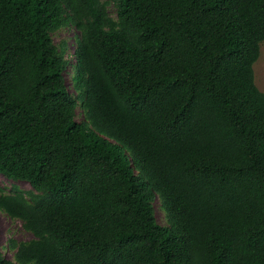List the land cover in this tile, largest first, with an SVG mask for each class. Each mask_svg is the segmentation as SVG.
Instances as JSON below:
<instances>
[{"label":"trees","instance_id":"16d2710c","mask_svg":"<svg viewBox=\"0 0 264 264\" xmlns=\"http://www.w3.org/2000/svg\"><path fill=\"white\" fill-rule=\"evenodd\" d=\"M263 42L264 0H0V264H264Z\"/></svg>","mask_w":264,"mask_h":264},{"label":"rangeland","instance_id":"374dc122","mask_svg":"<svg viewBox=\"0 0 264 264\" xmlns=\"http://www.w3.org/2000/svg\"><path fill=\"white\" fill-rule=\"evenodd\" d=\"M110 12L113 16H116V8L114 6L110 7ZM74 34L75 31L72 28H66L63 30L58 31L54 34V40L57 42H60L62 40L67 41V54L69 61H71V52L73 51V48L75 46L74 43ZM255 79L256 84L259 87V89L264 92V42L261 45V55L259 60L255 63ZM68 75L71 77V74L73 72V68L71 64L68 66ZM86 118V114L83 108L79 107L77 112V120L83 121ZM0 185H2L7 192H10L14 185H19L24 189L27 190H33V188L30 186L28 182L25 181H19L15 182L13 180H10L0 174ZM37 193V191L33 190ZM156 216L157 220L162 225H168V217L166 212L161 206V202L158 199L156 202ZM9 238H14L18 241H30L34 238V235L27 231L21 220L18 219H12L5 213L0 212V250L3 252V254L9 258L14 259V251L9 248Z\"/></svg>","mask_w":264,"mask_h":264}]
</instances>
